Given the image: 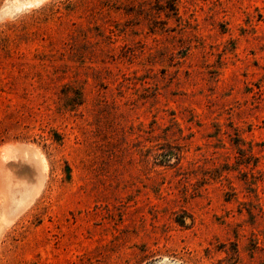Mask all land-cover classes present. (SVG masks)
<instances>
[{
  "label": "rangeland",
  "instance_id": "374dc122",
  "mask_svg": "<svg viewBox=\"0 0 264 264\" xmlns=\"http://www.w3.org/2000/svg\"><path fill=\"white\" fill-rule=\"evenodd\" d=\"M18 14L0 264H264V0H0Z\"/></svg>",
  "mask_w": 264,
  "mask_h": 264
},
{
  "label": "clouds",
  "instance_id": "9594fccd",
  "mask_svg": "<svg viewBox=\"0 0 264 264\" xmlns=\"http://www.w3.org/2000/svg\"><path fill=\"white\" fill-rule=\"evenodd\" d=\"M41 6H43V0H40ZM37 9H33L32 11H36ZM30 14V13H27ZM23 15L25 14H18L16 17L11 18V20H9V18L7 16H0V23H5V22H14L16 19H21L23 18Z\"/></svg>",
  "mask_w": 264,
  "mask_h": 264
}]
</instances>
